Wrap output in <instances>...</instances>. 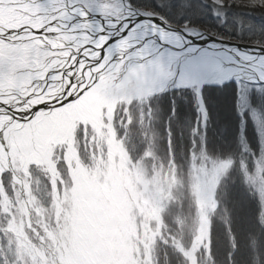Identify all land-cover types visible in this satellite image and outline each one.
<instances>
[{"label":"snow or ice","instance_id":"1","mask_svg":"<svg viewBox=\"0 0 264 264\" xmlns=\"http://www.w3.org/2000/svg\"><path fill=\"white\" fill-rule=\"evenodd\" d=\"M209 90L253 145L208 151ZM0 264H264V0H0Z\"/></svg>","mask_w":264,"mask_h":264},{"label":"rangeland","instance_id":"2","mask_svg":"<svg viewBox=\"0 0 264 264\" xmlns=\"http://www.w3.org/2000/svg\"><path fill=\"white\" fill-rule=\"evenodd\" d=\"M207 92L208 91L204 92L203 100H204L205 109L208 113V120H207L206 125L201 128V132L206 137V147H207L208 151L214 156L220 155L221 157H223V155L226 152L238 151L240 139L246 140L250 144V146L253 145L254 137L256 135V129L253 126V121L250 118H247V116H246L245 120L243 122H241L240 117L235 112V101H234V112H235V116L237 118V123H236V133H235V136L233 137V140L228 144V146H225L222 143L219 146V148H217L215 146V144H213L212 134H211L213 132V130H212V127H213L212 122L213 121H212V118L210 117V113H209L208 99L206 100ZM162 99H163V104L161 105V108L163 110V108L167 107V105H168V99H169L168 95L166 94ZM186 100H187V97L180 100L179 106H181V104H182V106L185 107V110L188 113V117L186 118V120H183L182 118H180V119L182 121H186L189 126H192L193 124H195L199 120V114L197 112L196 102L191 97L190 94L188 95V100H189V101H187L188 103H186ZM186 107H187V109H186ZM215 116H216V114H215ZM157 129H158V134L161 137H163L165 133H164V128H163L162 123L157 126ZM174 132H175V129L173 128L174 151L176 153L177 160H180L182 162L181 156L182 155L184 157L187 156L188 150L191 147V139H190V136H189L187 131L184 132L186 137H184L185 136L184 134H178L177 132L176 133L178 135L176 136ZM159 147H160V151L157 154L161 155V156L166 155L167 147H166V142L163 139H161L159 141ZM143 149H144V145L140 144V142L137 141L136 142V151L142 152ZM230 189H236V190L240 191L241 193L245 194L247 198L253 199L243 189L242 185L240 184V182H239L238 178L235 176V174H233L230 177V179L228 180V192ZM229 205H230V202H229Z\"/></svg>","mask_w":264,"mask_h":264},{"label":"trees","instance_id":"3","mask_svg":"<svg viewBox=\"0 0 264 264\" xmlns=\"http://www.w3.org/2000/svg\"><path fill=\"white\" fill-rule=\"evenodd\" d=\"M207 99L210 117L213 121V132L211 133L212 142L217 148H219L222 143L225 146H228V144L233 140V137L236 133L237 118L234 112V98L230 92L209 90L206 96V100ZM187 101H189L188 96L186 103H188ZM178 111L180 118L186 120V118L188 117V113L185 110V107L182 106V104L181 106H179ZM174 133L176 136L178 134H181H177L176 131ZM183 134L185 135V133ZM184 137H186V135ZM229 202L230 205L236 206L238 216H250L256 208L254 199L247 198L245 194L236 189L229 190ZM221 237L222 230L216 229L214 239L216 241H219Z\"/></svg>","mask_w":264,"mask_h":264},{"label":"bare ground","instance_id":"4","mask_svg":"<svg viewBox=\"0 0 264 264\" xmlns=\"http://www.w3.org/2000/svg\"><path fill=\"white\" fill-rule=\"evenodd\" d=\"M122 185L128 186L129 185L128 179L126 177H122L119 173H115L113 178V187H114L113 198H114V202H116L118 206L120 204V200L122 196ZM122 219L124 223H128V217L126 214H123Z\"/></svg>","mask_w":264,"mask_h":264}]
</instances>
